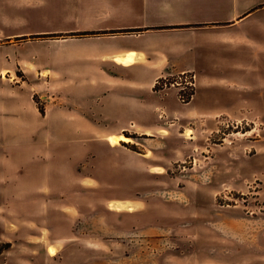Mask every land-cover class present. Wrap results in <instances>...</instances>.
I'll return each instance as SVG.
<instances>
[{
  "label": "rangeland",
  "instance_id": "374dc122",
  "mask_svg": "<svg viewBox=\"0 0 264 264\" xmlns=\"http://www.w3.org/2000/svg\"><path fill=\"white\" fill-rule=\"evenodd\" d=\"M84 1L0 0V116L8 120L0 123V142L29 139L23 126L29 122L23 113L27 94L42 114L53 100L58 106L70 98L67 105L77 106L78 89L50 80L44 67H78L95 53L94 47L79 49V37L100 30L82 28L112 25V16L87 14L93 6ZM122 36L117 41L124 47L138 42ZM200 71L209 85H195L191 93L184 84H172L180 81L175 72L157 80L147 95L156 103L150 111L122 116L106 106L105 115L104 109L89 112L107 131L98 155L77 168L93 181L51 199L74 202L76 212L48 201V210L63 211L67 224L56 235L70 239L59 241L45 221L30 229L17 220L19 211H9L0 229V237L6 233L0 246H7L0 264H264V85L244 96L218 82L227 73L221 67L201 63ZM89 102L102 108L101 100ZM19 109L23 116H14ZM66 124L69 132L49 134L52 144L75 139L74 127ZM120 135L130 140L111 141ZM69 143L65 147L75 146ZM9 151L0 148V160Z\"/></svg>",
  "mask_w": 264,
  "mask_h": 264
},
{
  "label": "crops",
  "instance_id": "0c3cea01",
  "mask_svg": "<svg viewBox=\"0 0 264 264\" xmlns=\"http://www.w3.org/2000/svg\"><path fill=\"white\" fill-rule=\"evenodd\" d=\"M83 3L93 6L87 14L96 15L86 16V20L92 16L102 19L112 16V25L82 28L85 32L100 30L79 37L82 39L79 49L94 47L95 53L84 56V62L78 67L45 64V70L52 73L46 77L78 89L77 106L67 105L70 98L69 102L63 98L58 106L53 105V100L47 103L42 114L32 96L27 94L23 113L29 122L23 126L29 139L24 143L0 142V148L11 150L0 160V229L5 228L6 213L19 211V223H29L32 229L38 226V221H45L59 241L70 239L56 235L61 234L57 230L66 222L63 211H54L50 206L51 211L48 210V201L60 204L65 213L76 212L78 206L74 202L51 199L56 194L66 195L64 192L73 186L85 189V181H93L81 176L77 168L98 155L100 146H104L102 135L107 131L99 129L89 112L104 109L105 115L106 106L121 110L122 116L130 111H150L156 103L147 95L157 80L166 75L192 72L196 74L195 85H209V77L200 71L201 63L224 69L227 73L218 82L227 87L236 86L244 94L247 89L254 91L264 85V0H87ZM118 27L130 29H111ZM122 35L134 36L138 42L124 47L117 41ZM150 72L149 79H144ZM18 85L21 88L22 85ZM16 96L22 98L20 94ZM67 96L73 97V94ZM90 100H101L102 108H96ZM12 113L23 116L20 109ZM6 121V116H0V123L6 124ZM53 122H57L54 128L51 127ZM66 122L74 127L70 133L75 139L69 140L70 143L65 141L64 146L52 144L49 134L69 132L70 125ZM8 123L13 127L17 125L15 121ZM66 143L75 146L68 148ZM21 154L28 159L19 161L17 156ZM66 177L69 181L64 184ZM5 234L2 233L3 238Z\"/></svg>",
  "mask_w": 264,
  "mask_h": 264
},
{
  "label": "built area",
  "instance_id": "2783aa9c",
  "mask_svg": "<svg viewBox=\"0 0 264 264\" xmlns=\"http://www.w3.org/2000/svg\"><path fill=\"white\" fill-rule=\"evenodd\" d=\"M180 81H175V83H172L173 85H182L184 84L186 87L187 92L191 93L194 86H195V79L196 74L192 72H185L181 75H179Z\"/></svg>",
  "mask_w": 264,
  "mask_h": 264
},
{
  "label": "bare ground",
  "instance_id": "6f19581e",
  "mask_svg": "<svg viewBox=\"0 0 264 264\" xmlns=\"http://www.w3.org/2000/svg\"><path fill=\"white\" fill-rule=\"evenodd\" d=\"M122 59H123V58H122ZM128 140H130V139L128 138V136H125V135H120L119 137L116 136V137H113V138L111 139V141H113V142H118V141H128ZM50 252H51L52 254H55V253H56L54 247L51 248Z\"/></svg>",
  "mask_w": 264,
  "mask_h": 264
},
{
  "label": "trees",
  "instance_id": "16d2710c",
  "mask_svg": "<svg viewBox=\"0 0 264 264\" xmlns=\"http://www.w3.org/2000/svg\"><path fill=\"white\" fill-rule=\"evenodd\" d=\"M4 248H7V246H0V254L2 253Z\"/></svg>",
  "mask_w": 264,
  "mask_h": 264
}]
</instances>
